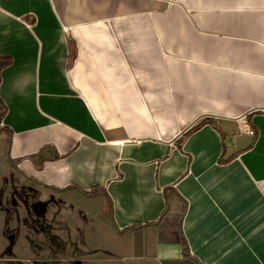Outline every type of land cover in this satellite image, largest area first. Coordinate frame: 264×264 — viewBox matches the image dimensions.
I'll use <instances>...</instances> for the list:
<instances>
[{
	"label": "crops",
	"instance_id": "crops-1",
	"mask_svg": "<svg viewBox=\"0 0 264 264\" xmlns=\"http://www.w3.org/2000/svg\"><path fill=\"white\" fill-rule=\"evenodd\" d=\"M0 157L146 264H264V0H0Z\"/></svg>",
	"mask_w": 264,
	"mask_h": 264
},
{
	"label": "rangeland",
	"instance_id": "rangeland-1",
	"mask_svg": "<svg viewBox=\"0 0 264 264\" xmlns=\"http://www.w3.org/2000/svg\"><path fill=\"white\" fill-rule=\"evenodd\" d=\"M109 216L90 198L28 182L0 157V264H146L122 252Z\"/></svg>",
	"mask_w": 264,
	"mask_h": 264
},
{
	"label": "trees",
	"instance_id": "trees-1",
	"mask_svg": "<svg viewBox=\"0 0 264 264\" xmlns=\"http://www.w3.org/2000/svg\"><path fill=\"white\" fill-rule=\"evenodd\" d=\"M84 194H86V195H92L93 193L91 192V193H86V192H84V191H82Z\"/></svg>",
	"mask_w": 264,
	"mask_h": 264
}]
</instances>
